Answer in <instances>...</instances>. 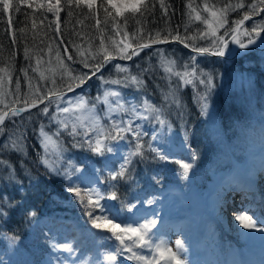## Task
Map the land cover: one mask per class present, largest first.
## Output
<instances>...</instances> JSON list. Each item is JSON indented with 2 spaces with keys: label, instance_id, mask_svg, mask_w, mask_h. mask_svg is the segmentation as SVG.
Returning <instances> with one entry per match:
<instances>
[{
  "label": "trees",
  "instance_id": "16d2710c",
  "mask_svg": "<svg viewBox=\"0 0 264 264\" xmlns=\"http://www.w3.org/2000/svg\"><path fill=\"white\" fill-rule=\"evenodd\" d=\"M29 2L32 7L22 4L19 12L15 10L10 12L11 25L7 23L8 14L0 13V44L3 45L0 49V67H7L12 74L10 90L13 96L9 97V100L15 98L17 80L20 82L21 100L29 92V82L32 83L33 90L39 86L41 93L53 88L67 91L65 85L69 77L64 73L61 79L62 70L57 71L55 85L51 83V79L41 80L39 73L33 71L37 67V58L41 59L39 66L41 70L48 67L55 68L58 47L61 59L71 70L72 76L81 73H88L91 76V69L84 68L78 62L80 57L75 55L76 49L73 44L80 45L87 56L89 51L96 52L99 49L101 36L104 46L111 51V40L117 42L122 40L136 47L138 43L152 44L149 37L154 38L156 32H160L161 39L167 36V41H173L171 36H168L169 30L173 35L178 33L181 37L194 36L197 35L198 30H206V25L201 21L193 20L188 24V0H164L167 14L160 8L159 0H149V3H155V8L143 16L140 13L133 16L130 12H125L122 17L117 18L118 31L112 28L111 20L107 25L105 24L102 10L98 16L93 17L88 15L87 9H76L73 6L71 9L73 16L69 18L66 0H61L59 31H56L57 21L54 13L46 11L47 0H29ZM52 2L55 3V0ZM100 2L102 0H97V7ZM205 2L220 8L228 3H238L239 0H192L193 6L202 17L207 16V13L202 11ZM252 2L255 0H244V9L229 12L228 24L225 27H233L232 22L242 18L243 12L248 10L247 5ZM38 4H43L45 7L38 8L36 7ZM96 19L101 21L99 25H96ZM261 20H264V13L254 15L244 27L247 28L249 24ZM33 21L36 24L35 28L32 26ZM186 24L187 32H185ZM20 29L24 31L21 32ZM224 32V28L219 30L220 35H224ZM13 34L16 36L15 43L11 39ZM231 36L232 34L229 33L225 39L228 40ZM186 43L210 46L208 40L199 38ZM65 46L67 52L64 50ZM25 49L28 50L27 59ZM68 55H72L73 61L76 62L67 60ZM192 56L196 57L195 61L191 60ZM161 57L174 60L176 71H191L194 67L196 69V77H192L194 83L185 84L174 75L169 80L168 74L160 66ZM114 58L122 59L119 56ZM49 60L51 64L48 63ZM247 61L242 58L228 62L221 58L198 57L180 45L171 44L143 51L129 63L108 62L105 69L87 86L63 96L59 102L61 107L67 106L65 101H74L81 95L88 101L89 106L97 103V113L105 125H110L112 120L118 122L122 120L125 124L129 120L132 121V127L140 132L139 143L143 145L144 151L142 150V156L135 155L136 159L132 155L131 163L127 164L125 158L135 151L137 143V137L131 132L124 133V139L105 141L114 151L105 152L101 156L86 145L74 147L73 138L61 130L62 135L59 139L65 150L62 159L55 165L57 171H52L41 163L44 149L40 144L39 130L41 125L50 133L57 130L56 122L50 120L56 114V104L48 105L47 102L28 114L7 119L4 125L5 131L0 134V161L9 162L11 167L0 164V264H46L45 260L53 245L66 242L72 244L81 264H110L104 257L113 250V244L118 242L109 238L111 233L92 227L87 215L89 209L85 207L88 192L91 190L99 192L104 197L100 204L105 206L106 214L116 217L115 223L124 224L134 215L130 207L139 204V207H143L139 202L160 195L168 186L167 175L177 173L176 167H173L178 166L175 162H187L191 152L204 144L209 133L212 134L217 129L229 132L230 129L244 127L254 114L264 117V78L259 81L257 100H253L251 104L245 95L244 100L238 101L236 96L232 92L228 94L229 90L226 92L225 88L224 91L218 88V93L214 95L210 93L212 88H208L210 82L215 81L220 84L225 76L235 71L251 72L264 77V65L259 66L255 60L249 64ZM89 63L93 61L89 60ZM116 64L127 68L129 72L118 71L114 67ZM243 64H254V68L241 67ZM184 65L188 68L185 69ZM128 74L138 76L144 82V86L137 87L130 81L127 87L123 84L104 83L109 80H123ZM45 75L49 76L50 73L45 72ZM101 76L103 80L100 79ZM200 79L205 80V83H200ZM108 88L120 91L121 102L127 108L134 105L139 115L133 116L128 112L117 111L112 112L111 119H108L105 115L107 106L96 101V98L102 97L103 92ZM170 92H174L178 103L164 99L165 94ZM205 95L206 99L203 98ZM144 100H148L161 111L159 113L145 111ZM205 103L206 109L203 107ZM16 106L23 107V104ZM45 106L49 107L46 115L40 111ZM208 110H212L213 114L209 115ZM59 115L62 119L65 114ZM157 116L165 122L159 123ZM212 126L214 128H211ZM20 135L24 144L22 152L11 148L9 139L10 136L16 139ZM94 135L95 133L90 132L87 137L78 136L76 140L91 139ZM6 144L9 147H5ZM160 155L167 158L161 159ZM171 156L173 157L170 158ZM48 159L56 160L57 157L49 153ZM226 159L219 160L217 167L222 165L221 161L228 163V158ZM122 163L127 169L124 177L111 179V176L120 170ZM207 172L201 171L205 175L208 174ZM69 187H78L85 203H81V197H77L74 192L67 191ZM113 192L117 196L115 200L111 199ZM96 199L92 197L93 204L96 203ZM96 215H101L99 208L93 211V216Z\"/></svg>",
  "mask_w": 264,
  "mask_h": 264
},
{
  "label": "snow or ice",
  "instance_id": "6c2138e0",
  "mask_svg": "<svg viewBox=\"0 0 264 264\" xmlns=\"http://www.w3.org/2000/svg\"><path fill=\"white\" fill-rule=\"evenodd\" d=\"M27 4L28 7H32V4L29 0H0V13L8 14L7 23L11 25L12 16L10 12L15 10V12L20 11V5ZM66 5L68 7L67 16L71 18L73 16V11L71 10L73 6L76 9H87L88 15L93 17L98 16L99 12L102 10L104 13V22L107 25L108 21L111 20L112 28L117 30L118 17H122L125 12H130L133 16L136 13H140L141 16L145 13L151 12L155 8V3H149V0H102L97 7V0H66ZM159 6L164 10V13L167 14V7L165 6L164 0H159ZM36 7H45L43 4H38ZM245 3L244 0H239L238 3H228L223 7L217 8L215 5H210L205 2L203 4L202 11L207 13L206 17H202L200 12L197 11V8L193 6L192 0H188L187 3V15H188V24L193 20L201 21L206 25V30L199 31L197 35L181 37L178 33L173 35L169 30L168 36H171L173 40L179 41L181 44H184L185 47H191L192 51L198 55L212 54L215 56H224L225 51L228 48L229 41L225 39V36L232 34L231 42L238 44L240 48H247L249 44H255L257 39L261 38V33H264V20L260 22L253 23L251 29L242 26L245 24V21L251 20L254 15L259 13H264V0H255V2L249 3L247 5L246 11L243 12L242 18L234 20L233 27L226 28L228 24V13L234 12L237 9H244ZM111 9V10H110ZM61 0H55V3L52 0H47L46 11L54 13L57 21L56 31H59V18L61 12ZM87 18V15H85ZM96 25H99L101 21L99 19L95 20ZM125 25L127 20L124 21ZM139 23V21H137ZM33 28L36 27L35 21H33ZM188 25L185 26V32H187ZM224 28V35L219 34V30ZM243 31V34L249 37L247 43L241 42L238 38V34ZM21 32L24 29H20ZM79 35V33H77ZM125 36L127 33L125 32ZM152 43H163L167 42L168 37L161 39L160 32H156L155 37H149ZM205 39L209 41L208 47L197 46L195 44L186 43V41H195L196 39ZM12 42H16V36L13 34L11 36ZM111 40V37H109ZM70 43H72L70 41ZM112 50L109 51L107 47L104 46V40L101 36L100 46L96 52L89 51V54L86 56L85 51L81 49V46L78 44H73L72 46L76 49L75 55L80 57L79 63L83 65L84 68L91 69V76H95L96 73L100 72L105 64L110 62L114 56H119L122 59L130 60L133 56L139 55V51L149 47L148 43H138L136 47H133L130 43H124L122 40L117 42L116 40H111ZM264 44V40H262ZM123 45V46H121ZM3 48V45L0 44V49ZM91 49V45H89ZM65 52H67V46L64 47ZM51 52V48H49ZM25 58H28V50L25 49ZM57 65L55 68L48 67L44 70H41L39 67L41 64V59H36L37 67L33 69L34 72L39 73V78L41 80L51 79L53 85L56 84V74L58 70L61 71V79H63V74L67 73L69 80L65 85L67 91H74L75 88L81 87L85 84L88 79H91V76L88 73H81L76 76L71 75V70L64 64V60L61 59L59 47L56 51ZM67 60L73 61V56L68 55ZM196 57L192 56L191 60L195 61ZM89 60H92L93 63H89ZM74 63L76 61H73ZM51 64V61L48 62ZM164 72L168 74V79L174 75L182 80L185 84L194 83L192 77H196V69L193 67L191 71H176L175 66L176 62L164 57H161V65ZM118 71L128 73L129 70L125 67H122L120 64L114 65ZM184 68L187 69L188 66L184 65ZM45 72L50 73L49 76L45 75ZM25 77H27V71H25ZM103 80V76L100 77ZM135 84L137 87H143L144 82L138 78V76H132L130 74L126 75L123 80H109L104 81L106 84H123L125 87L128 86V82ZM200 83H205V80L200 79ZM12 84V74L7 67H0V134L5 131L4 125L6 119H11L20 115V113L27 111L29 108H34L39 104H43L45 100L48 101V105L53 103L56 104V114H54L50 120H54L58 125L55 132L45 131V127L41 125L39 130L40 144L44 149V155L41 157V163L52 171H57L55 165L62 159L63 148L62 143L60 142L59 137L62 135L61 130L67 132L74 140V147H84L85 145L93 152L103 156L105 152H113L114 149L109 143L105 141H115L118 139H124V133L131 132L133 136L137 137V143L135 146V151L129 153V156L125 158V164L131 163L130 157L132 155H143L141 151L143 145L139 143L140 132L137 129L132 127V121H127L125 124L122 120L116 121L112 120L110 125H105L102 123L101 116L97 113V103H93L89 106L88 101L84 96H78L76 99L67 100L65 104L67 106L61 107L60 101L63 99L64 92L57 90L55 88L48 89L46 93H41L39 86L33 90V85L31 82L28 83V94H25L21 100L20 96V82L16 81L15 84V98L9 100V97L13 96V92L10 90V85ZM53 97L55 99H53ZM114 98V99H110ZM206 99L205 97H203ZM165 100H171L172 103H178L175 98L174 92L165 94ZM96 101L103 103L107 106V112L105 115L108 119H111L112 112H128L133 116H138L136 107L133 105L131 108L125 107L122 101V94L120 91L112 90L111 88L105 89L102 97L98 96ZM23 104V107H17L18 104ZM145 111L149 113H159L161 109L157 108L154 104L149 103L148 100H144ZM203 107L206 109L207 104L205 103ZM43 114H48L49 107L45 106L40 110ZM65 114L61 119L59 114ZM78 113V114H77ZM147 119V117H144ZM159 123L163 124L165 121L161 120L159 116L156 117ZM82 129L83 131H79ZM95 133L94 137L86 140H76V137L83 136L87 137L89 133ZM11 148L16 151H23V137L22 135L17 136L16 139H12L10 136ZM155 139V137H153ZM9 147V145H5ZM154 151H158L153 149ZM51 153L56 156V160H49L48 155ZM159 154V153H158ZM161 159H166L164 155H160ZM179 163V162H178ZM0 164H5L11 167L9 162L0 161ZM125 164L120 166V170L115 172L111 176V179L116 180L118 178H123L125 172L127 171ZM182 167L187 171L191 165L183 164ZM69 192H74L77 197H81V190L78 187H69L67 189ZM96 196V203L93 204L92 196ZM87 203L85 207L89 210L87 215L91 221L92 227L96 229H102L111 233L110 239H113L115 242L112 248V251H109L104 259L110 264H116L118 256H124L125 253L128 255L126 258L131 261H135L136 264H186L180 256V252L184 251L181 241L176 242V251H173L172 248L168 247L167 242L164 240H159L155 242V235L150 234L151 228L154 227L157 223L155 219L146 221L143 224L134 226L132 223H124L121 226L120 223H115L116 217L106 214V209L104 205L99 203L104 197L95 190H91L87 194ZM111 199H117L116 193L113 192ZM81 203H85L83 197H81ZM99 208L101 215L93 216V211ZM34 215V213H33ZM235 219L240 222L241 225L245 228H253L258 231L264 232V228H257V222L253 219L252 216H249L245 213L238 214L235 216ZM56 247H62L69 253L73 252L74 249L70 243H65L62 245H55ZM139 250V251H138ZM144 250H147L148 255L143 254Z\"/></svg>",
  "mask_w": 264,
  "mask_h": 264
},
{
  "label": "rangeland",
  "instance_id": "374dc122",
  "mask_svg": "<svg viewBox=\"0 0 264 264\" xmlns=\"http://www.w3.org/2000/svg\"><path fill=\"white\" fill-rule=\"evenodd\" d=\"M252 25L253 23L249 24L247 28H249L250 30ZM238 38L241 40V42L244 41V43H247L249 39L247 35L243 34V31L238 36ZM262 40H264V33H261V38L257 39L255 44H249V46L253 47L249 51L251 54L254 53L253 59L256 63H258L259 66L264 65V44H262ZM256 46L258 48H255ZM238 47V44L229 42L228 48L225 51L224 56L227 58L232 57ZM248 56L249 55H247L245 58H247ZM253 59L252 56H250L247 63L249 64V62H252ZM254 64H243L241 65V67L254 68ZM262 78L264 77H260L259 75L251 72L237 73L235 71L230 75L225 76L220 84L216 83L215 81L210 82L208 88H212L210 93H212L213 95L215 93H218V88L223 89L222 91H224L225 88V91L227 92L229 90L228 94H231L232 92L236 96V99L238 101L244 100L245 95V98H248L249 103L251 104L253 103V100H257V91L260 88L259 81H261ZM208 114H213V111L208 110ZM250 119L251 122L258 121L259 123H264V118L261 116L257 117V115L255 114ZM251 125L247 127V129L240 130L242 129V127H237L236 129L229 131L232 134L231 137L229 132H219L217 129L216 132L218 133L214 134V137L211 138L205 148L201 149L200 147L198 149H195L193 151L194 153L190 154V156L188 157L187 162L178 161V163L176 161L175 163L178 164V166L174 165L173 167H176L175 171L177 173H169L167 175L168 180L166 181L169 185L167 193L169 192V195L166 196L165 203H167L168 207L172 209V213H177V216L176 220L163 223L165 225H163L159 234L164 238V241L167 242L168 247L172 248L173 251H176V242H182L184 251L180 252V256L182 260L186 262V264H200L199 260L194 258L193 255L190 253V250L187 245H189V239L192 233L189 229L190 222H192V226L195 225L198 219L202 218L203 214L207 223L206 234L207 236H209V239L207 238V241L205 242L207 245L216 247L217 249L215 250L218 254L222 256L223 254L225 256H231V254L235 252V250H238L239 248L242 249L241 242L262 243V245L257 247L256 250L259 251L261 249H264V232L258 231L257 229L253 228H245L236 219H234L233 221L227 220V222H225V219L229 218V216L226 214V211H228L229 213L235 211L234 218L236 215L243 214L246 212L247 215L252 216L253 219L257 222V228H264V208H258L253 210L249 208L248 204H240L238 202L240 198H236L234 194L230 193L228 189L230 182H232V180L234 179H241L244 185H248L246 183V178H244V173L249 169L250 164L253 166H251L252 168H250V170L254 169L255 167H264V147L261 146L260 143L249 141L250 143L248 147L250 148H247L245 150V156L248 158V160L247 162L245 160H242L241 162L239 161L240 163L237 165V167L239 168L237 170H228L227 168L219 171H211L210 177L212 176V178H210L209 180L207 179L208 175L205 174L196 176L195 180H193L192 176L194 171L197 170L198 164L200 163L203 164L205 170L210 171L212 169V166L210 164V169L208 168L207 162L205 161L209 157H218L221 154L228 155L229 152H227L226 150L228 149V147H230L229 150H231L232 140L239 143L240 141H242L245 135V139L247 141L246 133L251 130L252 127L256 126V124L254 123H252ZM220 135L221 138L218 137ZM230 138H232L231 146H229ZM142 150L144 151L143 148ZM172 157L173 156H171L170 158ZM134 159H136L135 155ZM183 164H190L191 167L187 171H185V169L182 167ZM263 184L264 181L263 183L259 184L261 190H263ZM256 196L257 192H254V194H252L254 200H256ZM92 197L96 198L95 195H93ZM230 200L231 204L228 202ZM100 202L101 200L99 201V203ZM232 204H235V210H231V208H229ZM189 206L191 207L192 211H190V214L187 216L185 214V211H188ZM208 210L209 221L207 219ZM140 211L141 212L137 214L138 216H136L133 221L126 223H132L134 226H137L139 224L145 223L146 221H149L150 217H155L156 215V212L151 215H147L144 213V210ZM212 215L215 216L216 221L221 223L220 229L213 222H211ZM121 226H123V224H121ZM157 232L158 231L151 228L150 234H157ZM143 254L148 255L149 253L147 252V250H144ZM127 255L128 254L125 253L123 257L126 258ZM56 259L60 264H81L78 260V255L75 250L69 253L65 249L61 248L59 256L56 257ZM210 262L211 264H223V261L221 262V260L219 259L210 260ZM133 264H136V262L134 261ZM161 264H163V262H161Z\"/></svg>",
  "mask_w": 264,
  "mask_h": 264
},
{
  "label": "bare ground",
  "instance_id": "6f19581e",
  "mask_svg": "<svg viewBox=\"0 0 264 264\" xmlns=\"http://www.w3.org/2000/svg\"><path fill=\"white\" fill-rule=\"evenodd\" d=\"M262 172L264 174V170L262 169ZM264 178V176H263ZM259 183H261V181H264V180H258ZM263 183V182H262ZM241 184V181L239 179H234L232 180V182H230V188H229V191L232 192V193H236L237 194V197L239 199V203L240 204H248L249 208L255 210V209H258V208H264V187H263V190H260L258 189L259 191H257V189L253 188V187H245L243 188L244 190H240L238 189L237 187H235L236 185H240ZM242 185V184H241ZM254 192H257V200H254V198L252 197V194H254ZM230 204H231V200L228 201ZM231 210H235V204L231 205ZM234 212L232 213H229L228 211H226V214L229 216V218H226L225 219V222H227V220H231L233 221L235 218H234Z\"/></svg>",
  "mask_w": 264,
  "mask_h": 264
},
{
  "label": "water",
  "instance_id": "95a60500",
  "mask_svg": "<svg viewBox=\"0 0 264 264\" xmlns=\"http://www.w3.org/2000/svg\"><path fill=\"white\" fill-rule=\"evenodd\" d=\"M172 43L179 44V45L183 46L184 48H186L187 50L193 52L191 48H189V47H185V45H184V44H181L179 41H168V42H163V43L150 44L149 47L144 48L143 50L152 49V48L159 47V46H164V45H169V44H172ZM241 51H242V48H238V50H237L236 53H240ZM193 53H195V52H193ZM196 54H197V53H196ZM205 55H209V56H214V57H215V55H212V54H210V53H209V54H205ZM132 58H133V57H132ZM117 61H119V62H125V63L129 62V61H123V60H119V59H117ZM104 66H105V65H104ZM103 68H104V67H103ZM103 68L101 69V71L103 70ZM101 71H100V72H101ZM100 72L96 73V75L99 74ZM96 75H95V76H96ZM95 76H91V79H92L93 77H95ZM91 79H88V80L86 81V83L83 85V87L86 86L87 83H88ZM83 87H81V88H83ZM81 88H79V89H81ZM72 92H73V91H70V92H67V93H65V94H69V93H72ZM46 101H47V100H46ZM46 101H45V102H46ZM45 102H44V103H45ZM44 103H43V104H44ZM43 104H38L36 107H34V108H29L27 111L22 112V113L30 112V111H32V110H34V109L40 107V106L43 105Z\"/></svg>",
  "mask_w": 264,
  "mask_h": 264
}]
</instances>
